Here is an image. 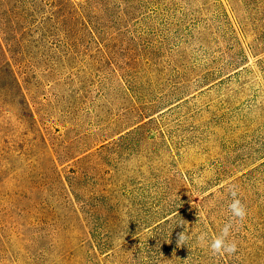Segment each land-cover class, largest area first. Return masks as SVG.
Segmentation results:
<instances>
[{
	"label": "rangeland",
	"instance_id": "374dc122",
	"mask_svg": "<svg viewBox=\"0 0 264 264\" xmlns=\"http://www.w3.org/2000/svg\"><path fill=\"white\" fill-rule=\"evenodd\" d=\"M127 4L78 53L45 58L61 81L31 83L36 121L22 118L13 98L0 107V264H118L123 254L145 264L148 217L162 179L176 173L187 177L193 199L222 191L211 208L212 239L229 223L230 190L237 191L247 216L233 220L230 233L244 226L246 237L229 236L237 242L231 256L264 264V178L249 180L264 163V0ZM117 71L127 76L116 80ZM99 138L118 144L92 165L115 194L107 201L113 226L107 219L94 230L102 254L113 255L106 262L90 257L91 230L77 229L57 183H41L47 155L66 177L103 144L94 146ZM66 216L71 229L56 228ZM194 234H186L185 248L209 250Z\"/></svg>",
	"mask_w": 264,
	"mask_h": 264
},
{
	"label": "trees",
	"instance_id": "16d2710c",
	"mask_svg": "<svg viewBox=\"0 0 264 264\" xmlns=\"http://www.w3.org/2000/svg\"><path fill=\"white\" fill-rule=\"evenodd\" d=\"M127 3L128 0H0V107H7L10 104L9 99L13 98L16 102L15 110L19 115L36 121L27 102L31 94V83L39 80V77L50 79L57 85L61 81L59 76L56 77L57 72L54 70L56 63L45 58L78 53L85 40L97 38L105 32L102 25L104 19L110 22L120 19L113 9L125 13ZM40 63L48 65L47 70L40 71ZM118 72H114V77L122 81L127 75ZM134 125L136 122L132 124ZM95 141L99 142L94 144L95 147L103 144L91 152V157L79 158L81 164L66 177H61L56 161L51 155H47L49 164L43 168L46 179L43 177L41 183L43 189L51 188L52 182L57 183L59 196L62 195L66 199L65 204L69 207L67 211L76 221L77 229L91 230L86 232L90 257L102 262L108 260L112 253L102 254L104 245L97 242L98 234L96 235L94 230H100L101 223L105 228L107 219L113 226L107 201L112 200L115 194L107 192L104 176L101 175V170H98L100 167L92 165L95 160H104L107 153L109 155L117 151L118 146L114 148L116 142L104 144L106 140L100 138ZM84 143L82 142V145ZM67 154L63 151L61 156L66 157ZM249 173L250 181L264 178V163ZM94 179L96 185L92 187ZM187 183V177L182 173L162 179L157 191L162 196L148 217L152 220V240L146 253L145 264L245 263V257L227 254L214 256L209 250H187L185 245H178V234L182 232L188 234V231L195 230L194 235L206 234L210 239L215 236L211 208L217 194L222 192L219 190L218 193H209L205 197L193 199L194 191L189 189ZM166 195L172 200H167ZM139 196L146 198L149 195L145 192ZM55 207L53 211L57 213ZM49 215L51 214H48L47 221L52 219ZM67 218L69 217L58 221L56 228L71 229L72 225ZM244 230L246 231L244 226H238V234L233 236L230 233L229 236L246 237ZM113 231H117V228L113 227ZM65 252L71 255L70 250ZM117 257L118 264H139L128 254Z\"/></svg>",
	"mask_w": 264,
	"mask_h": 264
},
{
	"label": "clouds",
	"instance_id": "9594fccd",
	"mask_svg": "<svg viewBox=\"0 0 264 264\" xmlns=\"http://www.w3.org/2000/svg\"><path fill=\"white\" fill-rule=\"evenodd\" d=\"M232 201L228 205V209L231 212L232 216L228 224L224 226L221 230L220 235L212 239L211 243L207 242V235L201 234L200 240L204 243L212 255H232L237 251V242L235 240H230V229L232 227V221L243 222L247 216V209L245 204L237 197V191L231 189ZM188 237L185 232L178 234V245H183L187 241Z\"/></svg>",
	"mask_w": 264,
	"mask_h": 264
}]
</instances>
